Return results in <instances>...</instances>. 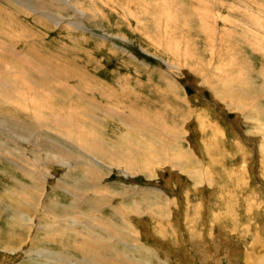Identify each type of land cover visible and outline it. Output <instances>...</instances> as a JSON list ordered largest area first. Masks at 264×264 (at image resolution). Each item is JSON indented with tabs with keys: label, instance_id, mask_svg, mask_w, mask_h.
Returning <instances> with one entry per match:
<instances>
[{
	"label": "bare ground",
	"instance_id": "6f19581e",
	"mask_svg": "<svg viewBox=\"0 0 264 264\" xmlns=\"http://www.w3.org/2000/svg\"><path fill=\"white\" fill-rule=\"evenodd\" d=\"M58 1L63 2L65 5L68 4L67 7L71 8L73 15L87 20L88 23L94 22L100 27L104 26L111 30H118L122 24L118 21L117 23L109 21V15L101 9L103 8L102 6L109 7V4H112L115 0H88L90 5L91 2L97 3L98 9L95 8L94 10L92 8L93 11L88 9L87 6L89 4L85 5L84 0ZM116 1L122 8L120 5L118 8L114 7L113 14L117 17L120 15L121 19L127 20L129 24L133 22L134 27L132 28L134 32H137L141 38H147L155 46L152 48V52L146 49L141 51L152 58L162 60L169 69H179L177 61H183L184 65L186 59L191 58L192 61L194 60L193 65L192 67L187 66L193 72L198 73L197 75L201 74L199 75L200 79L207 83V80L205 77L202 78V75L208 68L205 66L203 56L201 55L202 58L200 60L199 57L196 58V54H199L200 51L204 53L208 48L210 52L216 51L215 62L212 61L214 62L212 65L210 63V66L213 67L210 72L215 71L219 79L224 77L223 81H220L221 83L219 82L220 84L217 86L219 89L216 86L213 88L216 94L220 96L219 103L225 105L232 113H237V116L242 117L246 122H253V119L257 117L258 127L254 128L259 136L255 143V149H257L256 161L260 166L258 171L259 179L261 185L264 186V127H262L263 130L260 127V124L264 125V104L259 103V99L264 100V66L263 64L256 66V62L251 59L252 56L250 58L245 51L246 47L250 46L254 50L253 52L260 57V60H264V0ZM36 3L38 6H34L36 8L35 11L39 12L42 18H45L55 26L66 23L73 28L85 30L86 27L82 20H65L58 14H51L49 11L47 13L41 12L42 9L48 10L50 8L47 5L48 3L40 1ZM198 3L202 6H196ZM100 4L101 7L99 6ZM23 8L25 9V7ZM62 15L64 16L65 14ZM11 19L9 20L11 21ZM196 21L199 24L198 27L196 26L197 34L193 25ZM2 25L4 26V24ZM6 30L7 34L12 32H8V29ZM12 33L11 35L14 36ZM235 34L238 39L242 40L245 38L247 44L244 46L238 42L239 40H236ZM198 35H201V37L204 35L211 36L206 37L205 40L206 45L211 42L209 47H205L203 45L204 42L201 40L200 42H203L202 45L199 43ZM7 36L9 37V34ZM111 36L122 41L129 40L126 37L127 35L123 34L117 33L111 34ZM15 40L18 41V37ZM3 48L4 46L0 47V53L5 56H9L13 49L7 47L5 50ZM6 58L8 57L0 56V137L3 138L0 139V156L10 159L31 181V183H26L12 177V181L16 186L17 197L22 202L24 200L22 205L12 210L13 214H19L22 218L25 217V205L28 206V209L30 207L36 208L39 214L45 211L53 212L60 206L57 200L51 199L48 202H44L45 196L48 194L44 189L43 192L40 191L39 183L40 181H48V171L40 172V167L51 164H59L65 167L72 165V167H76L77 171L84 173L82 179L74 180L75 184H67L65 178H58L55 181L57 188L69 194L72 204L69 205V208L75 212L65 219V222H68L67 229H69L70 223L71 230L76 236L74 240H77L69 244V247H71L70 252H67V245L63 241H58V245L62 246L63 250L58 249L53 253L49 252L48 249L38 252L30 250L35 255L27 254L28 249H31L32 246L34 247L33 243L37 237L36 234H32L34 220L30 222V230L25 247V249H28L23 252V257L21 258L23 262L33 264L32 258H36L41 261L38 264H153V261L158 264H170L173 257L177 255L176 246L170 245L163 253L160 251L162 253L160 256L158 255L160 252L155 254L156 251L154 250L157 249L143 244L138 239L140 232L133 228L131 224V217L138 214L136 213L138 207L134 205L133 209L124 208L125 212L123 211L122 213V209H117L111 203V198L108 196V193H112L111 190L102 188V181L106 178L104 177L107 174L106 172L117 167L126 180L134 182H136L133 177L135 175L128 174L124 168L140 170L149 180L155 181H159V177H162L158 173L167 168L169 175L171 172L179 174L183 178L182 180L189 182V192H186L184 196L174 194L176 193L174 190L175 184L170 183L169 179L165 181L166 188L161 186L160 188L146 189L141 188L143 186L136 183L137 186L131 191L140 190L141 192H135L134 195H140L145 202L151 201L150 204H147L145 215L147 213L154 220L153 224H150L149 232L151 234L149 236L152 235V238L159 245L160 243H166V241H174L182 236L183 240L185 239L186 241V245L183 248L180 246V249H186L184 253L188 254L181 255L183 260L190 259L193 264H264V254L262 253L264 252V232L252 231V229L258 227L259 222L256 220V215L264 217V207L259 206L260 196L258 192L251 189L250 185L248 186L250 182L247 174L249 161L245 154H249V152L246 146L242 145L244 139L241 136L239 137V142L235 141L232 143L231 147L233 150L231 147L226 150L222 147L223 134L222 128L217 125L218 123L204 116L202 109H191V112L185 109L191 115L196 116L195 123L199 130L196 125L195 127L197 133L201 136L198 145H201L203 147L202 150H205V153L208 154L207 162L205 164L200 163L195 158V150L190 147L191 144L188 147L185 146L188 152L185 150L184 145H187L188 142L186 139H182L176 132L177 130L174 131L169 126L168 129L164 128L166 124L162 123L159 116L150 115L146 110L163 106L162 112L169 110L171 113L173 111L178 114V112L171 107H167V103L165 104L164 102L162 104L150 103L147 96H145L150 95V93L145 94V91L137 92L132 88V85L127 84L125 78L121 80L123 84L122 82H116L110 87L96 85V83L93 84L92 82H86L80 87L63 81L57 87L60 88V91L66 92L68 96H65L62 92L57 91L56 88H51L50 84L49 86L37 81L38 79L35 80L25 69H20ZM206 58L207 56L204 60ZM24 60L27 65L36 66L30 59L24 58ZM35 70H38L40 72L38 73L42 74L43 77L44 73H47L46 69L43 68L36 67ZM12 71H15V73H12ZM251 77L262 80V82L260 81L259 90H257L255 84L250 82L249 79ZM14 78L15 81L12 82L11 79L13 80ZM225 79L230 82H224ZM195 80L197 81L194 78V82ZM146 82L148 86L154 85L148 81ZM248 84L254 85V88H248ZM157 85L153 86V92H162L163 89L158 88ZM150 88H147L146 92H149ZM166 88L173 92L177 87L171 84L166 86ZM202 88L204 87L202 86ZM180 90L179 92H181ZM186 92L183 102L193 104V101L197 99L187 97ZM176 93L174 94L176 95ZM198 93L200 95V91ZM161 95L163 96L162 93ZM249 96L252 100L249 99ZM81 99L84 100L81 101ZM190 101L192 102L190 103ZM89 102H100L103 117L96 114L97 112L95 113V109ZM139 102H141V105H139ZM179 103V98L175 97L174 105L176 108H178ZM164 105L167 106L164 107ZM132 106H134V109ZM156 110L157 114H159L158 108ZM141 111L142 113H140ZM144 112L147 114L144 115ZM108 118L118 120V124L109 125L108 120H106ZM143 118L144 120H140ZM149 118L153 119L154 123L150 122ZM174 118L177 121H181L178 123L175 121V124L182 127L181 124H183L184 119L180 120L179 114L174 115ZM103 121L104 123H102ZM159 124L160 126L163 125V127H159ZM108 125L111 128L107 127ZM43 131L49 132L50 136L43 135ZM114 132L117 133L115 134ZM4 133L5 135H3ZM113 133L114 135H112ZM243 133L245 132L243 131ZM55 137L59 139L57 140ZM8 141L14 145L18 141H23L26 144V147L23 148L24 155L22 152H17L10 148L7 144ZM109 141L113 143L110 152L111 157H114L115 147L117 146L128 153L118 162V166L111 167L104 164L103 160L98 157L103 153L105 144ZM3 147L8 152H3ZM235 148L238 151L243 150L244 153L236 157L231 153L235 151ZM27 149L37 151L39 153L37 156L39 157L28 154ZM9 150L16 155V158L10 154L11 151ZM28 155L29 159H26ZM235 158H238L239 162L235 163L234 166L231 165V161ZM29 160L32 162L31 167L34 168L27 166ZM123 186L127 187V185ZM113 195L115 194L113 193ZM127 195L132 194H126L124 197L127 198ZM205 196L208 198L206 199ZM182 202L185 206L182 211H178ZM106 205L120 215L121 221L128 228V231L124 233L126 236L124 234V238L121 236V243L116 239L120 230L115 223H103L100 214L103 212V206ZM85 206L88 208L84 209ZM7 209L8 207L5 206V211ZM174 209H177L178 212ZM203 215L206 216L205 219L202 218ZM26 224H23V226L25 227ZM41 225H43L42 222ZM48 227L52 228L55 226ZM145 227L147 229V226ZM37 228H40L39 223ZM87 228L91 229V233H88ZM181 229L182 232H180ZM103 233L107 239L102 243ZM56 235L58 234L46 229V232H42L40 235L42 237L41 243L47 244L51 236L53 241ZM91 235L95 236L100 243L95 242L93 236L90 237ZM183 235L186 236L183 237ZM127 237L131 241L129 244L126 240ZM192 255H194V258H191ZM256 255L257 259L260 257L259 260L255 259ZM161 256H163L164 260L161 259ZM178 259L181 258L179 257ZM48 260H52V262ZM177 262L180 263L178 260Z\"/></svg>",
	"mask_w": 264,
	"mask_h": 264
},
{
	"label": "rangeland",
	"instance_id": "374dc122",
	"mask_svg": "<svg viewBox=\"0 0 264 264\" xmlns=\"http://www.w3.org/2000/svg\"><path fill=\"white\" fill-rule=\"evenodd\" d=\"M37 1H40V2H43L46 4L48 3L47 5H49V7H50L48 10L42 9L41 12L47 13L49 11V12H51V14H58L59 16H62L65 20H71V19L82 20V22L85 24V27H86L85 30L73 28L70 25H67L66 23L63 25H59V26H55L53 23H50L45 18H42L41 17L42 15H40L39 12L35 11L36 10L35 7L38 6L36 3ZM83 2L85 3V5L89 4L88 0H84ZM198 4L196 6H198V7L202 6L201 4H199V5ZM19 5H20V7H19ZM67 5H65L63 2H60L58 0L57 1L56 0H22V1L21 0H10V2H9V0H0V23H1L0 28L1 29L5 28L3 30L0 29V37L2 36V38H0V41H1L0 47L4 46L3 49H5V50L7 47H9V49L13 48L12 51L10 50L11 53L9 54V56H5L3 53H0V56L8 57L6 59H8L11 63L16 65L20 69H25L26 72H28L31 75V77L35 78V80L38 79L37 81H41V83L48 84V85L50 84L51 88H53V87L56 88L57 91L62 92V94H64L65 96H68L66 94V92H63L62 90L60 91V88L57 87L58 84L60 82H63V81L69 82L72 85L76 84L80 87L83 86V84H86V82L87 83L92 82L93 84L96 83V85L98 84V85L110 87L113 85V83H116V82L121 83L122 82L121 80L125 78L127 84L132 85V88L135 89L137 92L145 91V94L150 93V95H145V96H147V99L150 103L162 104L164 102L165 104L167 103V105H168V106L164 105V107H166V106L171 107L174 111L176 110L178 112L179 118H181L180 120L184 119L183 124H181L183 128L178 126L177 124H175V121L177 123L181 122V121H177L174 118V115H178V114H176V112L172 111V113H171V111L169 110L167 112L163 111L164 112L163 113L162 112L163 106L146 110L147 113H149L150 115L159 116L162 123L166 124V126H164V128L166 127V129H168V126H169V127L173 128L174 131L177 130L176 132H178V134L182 137V139H186L188 142L187 145H184L185 150L187 151V148L185 146L188 147L191 144L190 147L191 148L193 147V149L195 150V158L198 160V162L205 164V162H207L206 158H207L208 154L205 153V150H202L203 147L201 145H198L199 144L198 141H200L201 136H199V133H197V130H196V127L198 129V126L195 123L196 116L191 115V113H190L191 109H202L204 116H206L207 118L209 117L210 119L216 121L218 123L217 124L218 127L222 128L221 130H222V134H223V137H222L223 138L222 139V147L223 148L228 150L231 147L232 143H234L235 141L239 142L240 136L244 139V141H243L244 143L242 142V145L243 146L245 145L246 148L248 149V152H249V154H247V153L245 154L247 160L249 161L248 165H247V167L249 166L247 168V174L249 176L248 180L250 182L248 183V180H247V183H248V186L250 185L251 189H253L255 192H258L260 198L262 199L261 200L259 198V200H260L259 206L264 207V203H263L264 202V186L261 185V181H260L259 175H258V171L260 169V166L256 161L257 149H255L256 140H258V138H259V136L255 130L256 127H258V124L256 121L257 117H256V119H253L255 122L254 121L253 122L247 121L249 123L248 124L245 121V119H242V117L240 118V116H237V113H232L230 110H228L225 107V105L219 103L220 102V100H219L220 96H218L216 94V91L213 90V88H214V86H216V87L219 86V84L223 81L224 77L222 79H219L217 77L218 74L215 71L210 72V69L211 70L213 69V67L210 66V63L212 65L215 62V52L216 51L210 52L208 47L211 44V42H209L208 45H206L205 40H206V37H211V36H205L204 35L201 37V35H198L199 43L202 45V43L204 42L205 44L203 43V45L205 47L208 46L207 51H204V53L202 51H200L199 54L197 53L198 55L196 54V58L199 57L200 60L202 58L201 55L203 56V61L205 63V66H206V68H208L206 71H204V74L202 75V78L205 77V79L207 80V83H206L205 81L200 79L199 75H201V74L197 75L198 73H196L195 71L193 72V70L188 67V66L192 67V65H193L194 60L192 61L191 58L186 59V62H184V65H183V61L180 60V62H178L176 60L177 64L179 65V69L173 70V69H169V67L165 66V64L162 62V60H160V59L158 60L157 58H152L150 55L144 54L141 51L142 49H146L149 52L153 51L152 48L155 47L153 45V42H151L150 40H148L145 37H142L143 38L142 39L140 36H138L137 32H134V30L132 28V27H134V24H132L133 22H130V24H129L127 20L125 21V20L121 19L120 15L117 17L113 14L114 13V12H112L113 8L114 7L118 8L120 5L116 0L112 4H109V7L102 6L103 8H101V9H102V11L104 10L106 12V14L109 15L108 16L109 21H111L112 23H117V21L122 23L118 30H111V29L105 28L104 26L100 27L98 24H96L94 22L88 23L87 20H83L80 17L78 18L77 16L73 15V11L71 10V8L67 7ZM57 6H59V7H57ZM99 6L101 7V4ZM23 7H25V9L27 11ZM87 7L91 11H93V9L95 10V8L98 9L96 2H91V5L89 4ZM120 7L122 8L121 5H120ZM33 8H34V11H33ZM109 9H111V10H109ZM24 10H25V12H24ZM62 14H65V15L63 16ZM72 15H73V18H72ZM8 18L9 19L12 18L13 20L11 19V21H10ZM5 19H6V23H5ZM3 21H4V23H3ZM2 24H4V26ZM193 25L195 26V33L197 34L196 26L198 27L199 24L196 21V22H194ZM8 26H10V27L8 28ZM12 26H13V31L11 30ZM6 29H8V32L12 31L13 33L12 32L11 33L14 36L16 35L19 40L18 41L15 40V39H17V37L12 36L10 32L8 33L9 34V37H8ZM5 30H6V32H5ZM16 32H17V34H16ZM116 32L120 35H122V34L125 36L127 35L126 37L129 40H127V41L123 40L122 41L118 38L112 37L111 34H117ZM1 33H3V34L1 35ZM235 36H236V40H237L238 39L237 35L235 34ZM12 38H14V39H12ZM239 38H242V37H239ZM6 39H7V41H6ZM4 40H5V42L2 43V41H4ZM200 40L203 42H200ZM238 40H239L238 42L242 43V45H244V46L247 44V40L245 38H243L242 40L241 39H238ZM2 44H5V45H2ZM245 51H246V53L249 54L250 58L252 56L251 59L254 62H256L255 63L256 66H259L258 64H263V66H264V63H262V62H264V60L263 59L260 60V57L257 56L253 52L254 50H252L250 48V46L246 47ZM131 52H133V53H131ZM206 52H208V53H206ZM213 53H214V55H213ZM204 55H205V57L207 56V58L205 60H204V58H205ZM24 58H28L31 61H33L36 66L32 67L31 65H27L26 63H24V61H25ZM176 61H175V63H176ZM212 61H214V62H212ZM207 64H209V65H207ZM36 67L46 69L47 73H44V77L42 74H39L40 72L38 70H35ZM187 67L189 68V70ZM12 73H15V71H12ZM178 73H180V74H178ZM188 74H190L191 76ZM194 78L197 79V81L195 80V82H194ZM216 78H218V79H216ZM249 80L252 84H255V86L257 87V90H259V87L261 85L262 80L260 78H255V77H251ZM11 81L14 82L15 78L13 80L11 79ZM146 81H148L154 85L148 86L146 84L147 83ZM224 82L227 83L230 81L228 79H225ZM210 83H211V85H210ZM122 84H123V82H122ZM140 84L142 86H137ZM171 84H172V86L177 87L176 90H174L173 92L170 91L169 89H167L168 87L166 88V86H170ZM156 85L158 86V88L163 89V91L162 92L155 91L156 93L153 92V86H156ZM209 85H210V87H208ZM202 86L204 88H202ZM247 86H248V88H254V85L248 84ZM149 87H151L152 89L150 88L149 92H146L148 90L147 88H149ZM217 88L219 89V87H217ZM178 89L179 90L182 89V90H180L182 93L179 92ZM263 89H264V87H263ZM196 90H197V93H198V91H200V95H199V93L198 94L196 93ZM185 91H187L186 92L187 97L197 99V100L193 101V104H186L183 102ZM161 93L163 94V96L161 95ZM174 93H176V95ZM196 94L198 95V97ZM155 95L157 96V98ZM175 97H178L179 102L181 103V105L179 103L178 108H176V106L174 105ZM201 97H202V100H201ZM250 98L251 97L249 96V99ZM172 99H174V100L171 101ZM82 100H84V99H81V101ZM250 100H252V99H250ZM250 100H249V102H251ZM191 102L192 101H190V103ZM89 103H90V105L92 104L91 106H93V108L95 109V113L97 112L96 114L103 117V113L101 111V107L99 104L100 102L99 103L95 102L97 104H95L93 102H89ZM140 103L141 102H139V105H141ZM259 103L264 104V100L259 99ZM192 105H194V106H192ZM129 107H131V106H129ZM133 107L134 106H132V108ZM157 108H158V111H160L159 114H157V110H156ZM135 109L137 110V108H135ZM185 109L190 110V112H188L187 110L185 111ZM179 111H180V113H179ZM140 113H142V111ZM147 113L144 112V115H146ZM106 120H108V123L111 126L118 124V120H116V119L114 120V119L108 118ZM140 120H144V118L140 119ZM148 120L150 122L154 123L153 119L149 118ZM102 123H104V121ZM255 123H256V125H255ZM109 125L107 127L111 128V126H109ZM195 125H196V127H195ZM229 125H231V126H229ZM159 127H163V125L160 126V124H159ZM237 127L238 128L240 127V128L238 129ZM260 127L263 130L262 127H264V125L260 124ZM226 130H228V131H226ZM243 131L245 133H243ZM42 133H43V135H48V137L50 136V134H48L49 132L47 133V131H43ZM114 133L112 135H114ZM3 135H5V133ZM52 136L53 135H51V137ZM52 138H54V137H52ZM55 138L57 140L59 139L58 137H55ZM0 139H3V138L0 137ZM182 141H184V140H182ZM7 144L10 148H13V150H16L17 152L20 151L24 155L23 148L26 147V144L23 141H18L16 143V145H14L12 143L10 144V142L8 141ZM112 145H113V143L111 141L107 142L105 144V150L103 151L102 154H100L98 156L100 160H103L104 164H107L111 167L118 166V162H120L122 157L125 155H128V153L125 152L126 150L123 151V150H121V148H119L117 146V147H115L116 152H115L114 157H111L110 152H111ZM197 148H198V150H197ZM231 149H232V147H231ZM200 150H202V151H200ZM9 151H11V150H9ZM26 151L30 155H34V156L39 155V153L37 151H34L32 149H27ZM3 152H8L5 147H3ZM75 153L79 154L78 152H75ZM231 153H233L237 157L240 154L244 153V151L243 150L238 151V149L235 148V151H232ZM10 154L16 158V155L12 151L10 152ZM28 157H29V155L26 156V159H29ZM37 157H39V156H37ZM18 160H20V159H18ZM231 162H232L231 165L235 166V163H238L239 159L235 158ZM29 163L27 164V166L30 168H34V167H31L32 162L30 160H29ZM36 167H37V165H36ZM227 167H228V162H227ZM124 170H126L128 174L129 173L134 174L135 176H133V177H134L136 182H134L132 180H126L123 177V173H121L117 169V167L111 169L110 171H107L106 172L107 174L104 175V177H106V178H104V180L102 181L103 182L102 188H106L109 191L111 190L112 193H108L109 198H111V203L115 207H117V209H120V210L122 209V211H121L122 213H123V211L125 212L124 208L125 209L126 208L127 209H131V208L133 209L134 205L138 207V210L136 211V213H138V214H135L131 217V224H132L133 228H136V230L138 232H140L138 234L139 235L138 239L143 244H145L146 246H149L150 248L157 249V250H154V251H156L155 254H158L160 251L163 253V251L165 249H168L170 245H174V246H176L177 255H175L173 257V260L170 261V264H193V262L190 259H184L183 260V256L181 255V254H188V253H184V251H186V249L185 250L180 249V246H182L181 248H183L184 245H186V243H185L186 241H185V239L183 240L182 236L179 239L177 238L174 241H166V243H164V244L160 243V245L158 244V242L156 240H154V238H152V235L149 236L151 234L149 232L150 224H153L154 220H152V218L149 217V215H147V213L145 215V210L147 209V204H150L151 201L145 202L140 195H137V194H136L137 196L134 195L135 192H141L140 190L136 189V190H134V192H131L137 186V184L143 186L141 188H146V189H148V188L155 189V188H160L161 186H164L166 188V185H165L166 182L165 181L169 179L171 181L170 183L175 184L174 190L176 191V193H174V194L179 195V196H184L186 192H189L188 191V188H189L188 183L189 182L182 180L183 178L179 174H175V173L173 174L171 172V174L169 175L167 168L158 173V175H162V177H163V179H162V177H159V181L149 180L145 174L141 173L140 170H136L134 168L129 169V170L124 168ZM39 171L40 172L48 171V181L46 182V181H40L39 180L40 181V183H39L40 191L43 192V189H44L45 192L48 194L47 196H45L44 202H48L51 199L57 200V202L60 203V206L58 207V209L54 210L53 212L45 211V212L39 214V211L36 208L34 209L33 207H30L28 209V206L25 205L26 206V214H24V215H26V216L22 218L19 214L15 215L12 212V210L15 207L20 206L24 203V200L22 202L21 199H19L17 197V192L15 190L16 186L14 185V182L12 181V177H14L18 180H21L23 182H26V183H31V181L26 178V176L24 175V172H22L13 162H11L10 159H6L5 157L0 156V264H14V263L15 264H28L27 262H23L21 258L23 257V252H25L28 249V248L25 249V247L27 245V238H28V234H29V230H30L29 229L30 228V222L34 221V220L35 221L33 224L32 234H36L37 237L35 238L34 243H33L34 247L32 246V248L28 249V252H27V254H29L31 256L35 255V253L30 252V250H36L38 252V251L48 249V251L51 253H53L55 250H58V249L63 250V248H61L62 246L58 245L59 244L58 241H63L67 245L66 246L67 252H70L69 250L71 247H69V244H71L73 241H77V240H74V239H76V236H75V234H73V232L71 230V224L69 223V229H67L68 222H65L66 217L75 213L74 210L69 208V205L71 204L70 196L67 192L57 188L55 186V181H57L58 178H65L66 179L65 181L67 184H70V185L75 184L74 180L82 179L84 173H81V171H77L75 166L72 167V165H71V166L65 167V166H61L59 164H51V165H47L45 167H40ZM39 171L37 170V172H39ZM143 176H145V177H143ZM179 181L182 183H180ZM123 185H127V187H125ZM129 185H131V186H129ZM179 185H180V187H179ZM110 186H113V187H110ZM128 187H130V188L128 189ZM256 189H257V191H256ZM80 192H81V190H80ZM113 193L115 195H113ZM125 193L126 194H132V195H127L129 198L128 197L126 198V197H124L126 195ZM174 194H173V196H175ZM21 197H23V196H21ZM46 197H47V199H46ZM205 198H206V196H205ZM183 204H184L183 202L180 204V208H178V211H182V209L185 206ZM5 206L8 207V209L6 211H5ZM242 206L244 207V205H242ZM86 207L87 206H85L84 209ZM103 207H104V208H102L103 212H101V214H100L102 217L103 223H105V224H108L109 222L115 223L116 227L120 230L118 232V236L116 237V239L119 241V243H121V241H122L121 236H122V238H124L123 234L128 231L127 230L128 228L121 221L120 215L118 213H116L115 211H113V209L110 206L108 207L106 205ZM174 210L176 212H178L177 209H174ZM60 218H62V219H60ZM149 218H151V219H149ZM202 218L205 219L206 216L203 215ZM202 218H201V220H202ZM25 219H26V221H25ZM178 219H180V218H178ZM256 220L259 222L258 223L259 228L258 227L254 228V229H252V231L253 232L257 231L258 233H263L264 232L263 231L264 230V228H263L264 227V217L256 215ZM142 221H143V223H142ZM148 221H149V223H148ZM41 222L43 225H41ZM17 223H19V224L16 225ZM25 223H27V224L24 227L23 224H25ZM38 223H39L40 228H37ZM141 224H143V225L141 226ZM48 226H50V227L55 226V227L49 228ZM145 226H147V229ZM46 229H50L53 233H56L58 235H56L53 238V241H52V236L49 237V241H52V242L48 241L47 244H44V243H41L42 237L40 235L42 234V232H46ZM83 230H85V229H83ZM144 230L145 231L147 230V231L145 232ZM87 231H88V233H91V229L87 228ZM180 232H182V229ZM102 235H103V239H102L103 241L101 240V242L103 243V242H105V240L107 238H106V235L104 233ZM92 236L93 235H91L90 237H92ZM184 236H186V235H183V237ZM93 240H95V242H99V240H97L95 238V236H93ZM126 240H127L128 244L131 243V241L128 240V237L126 238ZM245 248H248V247H245ZM170 251H172V250H170ZM71 252H73V251H71ZM161 252H160V254H158L159 256L162 255ZM262 253L264 254V252H262ZM179 257L181 259H178ZM191 258H194V255H192ZM259 258L260 257H258V259H257V255L255 256V259L259 260ZM161 259L164 260L163 256H161ZM177 260L180 261V263H178ZM18 261H20V262H18ZM32 261H33V264H38V262L39 263L41 262L40 260H38L36 258H32ZM48 261L52 262V260H48ZM155 263L158 264L157 262L153 261V264H155Z\"/></svg>",
	"mask_w": 264,
	"mask_h": 264
}]
</instances>
